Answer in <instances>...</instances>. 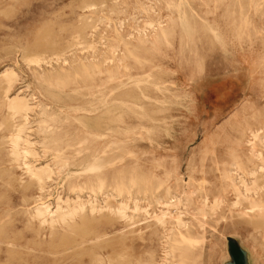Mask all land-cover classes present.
Masks as SVG:
<instances>
[{"label": "rangeland", "instance_id": "rangeland-1", "mask_svg": "<svg viewBox=\"0 0 264 264\" xmlns=\"http://www.w3.org/2000/svg\"><path fill=\"white\" fill-rule=\"evenodd\" d=\"M0 77V264H264V0H0Z\"/></svg>", "mask_w": 264, "mask_h": 264}, {"label": "bare ground", "instance_id": "bare-ground-1", "mask_svg": "<svg viewBox=\"0 0 264 264\" xmlns=\"http://www.w3.org/2000/svg\"><path fill=\"white\" fill-rule=\"evenodd\" d=\"M86 6V5H85ZM2 73H4V75H8L9 73V69H5L4 71H2ZM4 77V76H3ZM1 78V77H0ZM11 80V79H10ZM5 82V81H4ZM29 105V104H28ZM27 103H26V100L25 98L23 97H20L19 95H15L14 97H12L10 99V106L13 108L14 111H16L17 113H23L24 111H26L29 107H28ZM12 120V119H11ZM18 136V135H17ZM16 136V138H17ZM20 138V137H19ZM17 138V139H19ZM22 138V137H21ZM14 139V138H13ZM16 139V140H17ZM17 145V144H16ZM24 152V151H23ZM29 153V152H28ZM10 154V153H9ZM47 170H48V166L45 165V166H41V167H37V168H33L32 171L35 175H38L37 177H39V179H43V174H46L47 173ZM50 173V172H49ZM168 204V203H166ZM46 205V204H44ZM38 206L36 207V216H38L41 221H45L46 219V213H47V206ZM59 209V207H58ZM34 210V209H33ZM71 210V209H70ZM69 210V211H70ZM74 210V209H73ZM122 210V209H121ZM53 211V210H52ZM57 211V210H56ZM68 211V212H69ZM75 211V210H74ZM94 211V210H93ZM65 212V211H64ZM51 213V212H50ZM62 213V212H61ZM62 214H65V213H62ZM70 214V212L68 213ZM67 214V215H68ZM66 215V214H65ZM50 218V216H49ZM52 221V220H51ZM180 222V221H179Z\"/></svg>", "mask_w": 264, "mask_h": 264}, {"label": "water", "instance_id": "water-1", "mask_svg": "<svg viewBox=\"0 0 264 264\" xmlns=\"http://www.w3.org/2000/svg\"><path fill=\"white\" fill-rule=\"evenodd\" d=\"M231 264H237L235 261H231Z\"/></svg>", "mask_w": 264, "mask_h": 264}, {"label": "trees", "instance_id": "trees-1", "mask_svg": "<svg viewBox=\"0 0 264 264\" xmlns=\"http://www.w3.org/2000/svg\"><path fill=\"white\" fill-rule=\"evenodd\" d=\"M241 253L243 254V251L240 249Z\"/></svg>", "mask_w": 264, "mask_h": 264}]
</instances>
